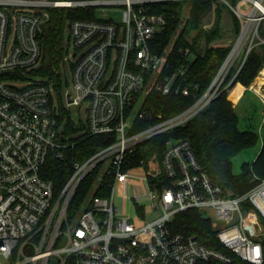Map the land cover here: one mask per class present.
I'll use <instances>...</instances> for the list:
<instances>
[{
	"label": "built area",
	"instance_id": "obj_1",
	"mask_svg": "<svg viewBox=\"0 0 264 264\" xmlns=\"http://www.w3.org/2000/svg\"><path fill=\"white\" fill-rule=\"evenodd\" d=\"M166 1L191 0H0V264H49L53 256L56 264L230 263L236 257L264 264V177L254 175L250 188L233 194L210 177L187 138H169L161 157L153 153L132 163L141 143L208 105L228 75L234 71L224 88L251 50L264 44V0H217L236 16L239 30L213 81L185 110L157 114L153 123L135 130L152 91L190 95L197 89L178 81L186 68L169 66L176 35L162 53L151 48L167 24L152 5ZM53 7L122 9L121 21L96 13L97 18L67 22L60 94L48 77L32 73L41 62L39 34ZM176 52L191 55L189 47ZM63 107L70 113L77 109L89 134L115 138L74 161L57 190L43 168L49 155L63 157L68 147L60 123ZM87 175H94L90 194L70 219V201ZM108 176L112 180L106 182ZM133 178L149 189L147 200L158 212L139 227L116 209L117 187ZM106 184L108 193L98 194ZM132 205L145 213L143 202ZM189 209L211 219L227 251L172 229L174 216Z\"/></svg>",
	"mask_w": 264,
	"mask_h": 264
},
{
	"label": "trees",
	"instance_id": "obj_2",
	"mask_svg": "<svg viewBox=\"0 0 264 264\" xmlns=\"http://www.w3.org/2000/svg\"><path fill=\"white\" fill-rule=\"evenodd\" d=\"M223 8L228 9L217 0L166 1L152 5V10L163 14L167 20L165 28L152 38L150 42L152 50L162 53L176 35L175 51L170 58L169 66L173 69L186 68V72L179 76L178 81L183 86L197 85V89L190 95L183 93L163 95L152 91L146 96L142 105L145 117L137 122L135 130L153 123L157 114L170 117L180 113L207 90L232 46V43H221L219 40L223 33ZM49 11L50 16L39 34V42L42 46L41 62L32 73L48 77L55 83L60 94L63 84L60 61L67 51L66 24L76 17L97 18V16L94 7H53ZM228 11L232 19L231 39H234L239 30V21L229 9ZM211 13L212 18L209 17ZM261 33L264 35V23ZM186 47L190 48L191 55L185 56L176 52L179 48ZM263 67L264 44H259L251 50L243 67L227 88L224 87L232 79L234 71L228 75L218 95L193 117L141 143L132 157V163H138L140 159H145L153 153L161 157L169 138H187L191 141L198 161L211 178L233 194L246 191L255 183L254 175L264 177V144L252 162H243L241 169L238 172L234 171L232 156L242 148L256 145L259 136L254 130L239 127L240 117L236 107L241 101L236 106L230 101H238L243 87L239 84L231 92L229 90L237 82L248 89ZM236 91H239V97L234 98L232 94ZM60 123L68 147L65 148L63 157L49 155L43 168V174L54 182L57 190L72 173L74 161H84L101 147L111 144L115 138L113 134H89L85 130L84 121L82 119L75 121L70 110L64 107L61 110ZM106 179V182H109L112 176ZM93 182L94 175H87L79 184L68 207L70 219L82 209ZM108 190L110 187L106 184L103 190L97 193L105 194ZM170 225L175 232L193 235L207 246L227 251L219 241L211 219L204 217L197 209L178 212ZM204 264L250 263L236 257L230 263L211 260Z\"/></svg>",
	"mask_w": 264,
	"mask_h": 264
},
{
	"label": "rangeland",
	"instance_id": "obj_3",
	"mask_svg": "<svg viewBox=\"0 0 264 264\" xmlns=\"http://www.w3.org/2000/svg\"><path fill=\"white\" fill-rule=\"evenodd\" d=\"M222 10L223 33L219 40H221V43H224L228 42L232 37V19L228 9L226 10L223 8ZM96 13L102 17L112 16L117 21H121L122 19V9L119 7L99 8L96 10ZM212 15L213 14L211 13L209 17L212 18ZM262 92L263 93L260 94L261 97H259L252 89L248 88L239 105L236 104V110L238 111L240 117L239 127L241 129L254 130L258 134L259 140L256 145L242 148L234 156H232L233 169L235 172H238L241 169L243 162H252L264 144V89ZM235 95L239 97V93ZM234 98L236 97L234 96ZM230 101L234 106H236L232 100ZM76 110L77 109L73 107L71 109V113L73 119L75 121H79ZM148 191L149 189L142 182L134 178L130 179L124 185H119L116 189L115 199L117 212L123 214L124 216H128V221L136 227L142 226L146 222L156 218L158 215V212L153 210L150 205L151 201L147 200ZM134 201H140L146 204L145 213L139 215L134 211L132 205ZM64 244L65 242H63L62 245ZM49 264H56L54 256L50 259Z\"/></svg>",
	"mask_w": 264,
	"mask_h": 264
},
{
	"label": "bare ground",
	"instance_id": "obj_4",
	"mask_svg": "<svg viewBox=\"0 0 264 264\" xmlns=\"http://www.w3.org/2000/svg\"><path fill=\"white\" fill-rule=\"evenodd\" d=\"M264 84V67L260 70L259 74L257 75V77L254 79V82L252 84V87L254 89H256V91H259L260 93H263L261 90V86ZM235 94H238L239 91L234 92ZM232 94L233 96H235L236 98L238 96H236L235 94Z\"/></svg>",
	"mask_w": 264,
	"mask_h": 264
},
{
	"label": "crops",
	"instance_id": "obj_5",
	"mask_svg": "<svg viewBox=\"0 0 264 264\" xmlns=\"http://www.w3.org/2000/svg\"><path fill=\"white\" fill-rule=\"evenodd\" d=\"M254 82V81H253ZM253 82H252V84H253ZM241 85L242 87H243V90H242V93H241V96H240V98L238 99V101L237 102H234V104L236 105V104H238L239 103V101H241L243 98V95H244V93H245V90L247 89V87L245 86V85H243L242 83H240V82H237L230 90H229V92H231L232 90H234L235 89V87L236 86H238V85ZM252 84L248 87L249 89H252L259 97H261V95L260 94H262V93H260L259 91H256V89H254L253 87H252ZM263 89H264V84L261 86V90L263 91ZM242 98V99H241ZM241 99V100H240Z\"/></svg>",
	"mask_w": 264,
	"mask_h": 264
},
{
	"label": "water",
	"instance_id": "obj_6",
	"mask_svg": "<svg viewBox=\"0 0 264 264\" xmlns=\"http://www.w3.org/2000/svg\"><path fill=\"white\" fill-rule=\"evenodd\" d=\"M229 43L231 42V40L228 41Z\"/></svg>",
	"mask_w": 264,
	"mask_h": 264
}]
</instances>
